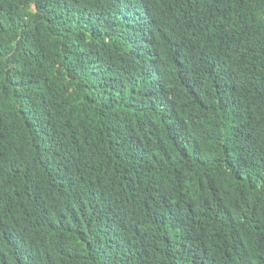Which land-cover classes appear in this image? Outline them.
Wrapping results in <instances>:
<instances>
[{"label":"trees","instance_id":"16d2710c","mask_svg":"<svg viewBox=\"0 0 264 264\" xmlns=\"http://www.w3.org/2000/svg\"><path fill=\"white\" fill-rule=\"evenodd\" d=\"M0 264H264V0H0Z\"/></svg>","mask_w":264,"mask_h":264}]
</instances>
